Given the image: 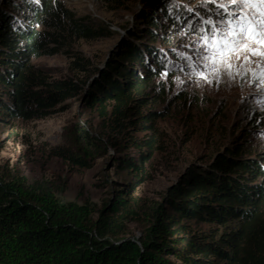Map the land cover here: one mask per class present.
<instances>
[{
    "label": "trees",
    "instance_id": "1",
    "mask_svg": "<svg viewBox=\"0 0 264 264\" xmlns=\"http://www.w3.org/2000/svg\"><path fill=\"white\" fill-rule=\"evenodd\" d=\"M101 1L113 8L123 3ZM172 1L180 0H143L145 28L129 34L103 66L71 47L113 38L110 27L79 17L63 0L0 6V121L48 119L65 111L67 101L81 100L101 121V136L78 127L75 140L50 157L73 171L90 170L88 154L107 145L124 153L115 166L129 175L98 209L61 204L51 190L31 191L23 177L0 174V264H264V153L251 139L262 125L258 117L241 142L189 168L162 202L137 195L167 151L158 124L177 107L163 84L184 60L175 48L183 29L170 14ZM68 54L74 76L55 78L33 63ZM133 130L144 138L130 136ZM133 224L142 228L138 238Z\"/></svg>",
    "mask_w": 264,
    "mask_h": 264
},
{
    "label": "rangeland",
    "instance_id": "2",
    "mask_svg": "<svg viewBox=\"0 0 264 264\" xmlns=\"http://www.w3.org/2000/svg\"><path fill=\"white\" fill-rule=\"evenodd\" d=\"M63 1L79 17L89 15L95 23L108 26L114 32L111 39L78 41L72 45V54L89 59L97 66H103L122 42L131 37L129 34L145 28L143 0H123L117 8L101 0ZM4 2L0 0V6ZM175 2L172 1L168 8L182 24L183 31L175 40V48L184 60H179L180 68L175 69V75L170 79L169 72L165 73L163 84L169 93V101L175 102L177 107H173L172 113L158 124L165 134L167 151L156 158L151 170L152 180L137 191L140 197L161 202L166 191L189 168L204 165L213 152L241 142L251 120L256 117L262 125L251 139L264 153V77L261 75L264 72V55H261L264 44L250 43L251 50L242 49L239 59L231 61L228 71L234 74V78L223 70L219 58L214 72L211 67H206L212 65L213 60L203 59L210 55V50L206 49L208 41L199 37L206 35L201 29L210 27L204 21L219 19L217 4L208 0ZM223 3L227 5V0ZM228 7L229 10L235 8L234 5ZM260 8V5L242 6L246 13H255L257 17ZM219 11L222 12L223 8ZM204 12L212 15L205 16ZM71 56L45 57L35 59L33 63L55 78L74 76ZM217 73H221V78L217 79ZM205 76L213 82L208 83L203 78ZM65 105V111L44 120L0 121V174L23 177L31 191L51 190L61 204L76 202L100 209L104 204L108 205L117 190L123 189L129 180L127 169L115 166L116 160L124 153L103 145L101 148L106 147L107 151H101L99 155L88 154L95 164L93 169L85 171H73L60 160L52 159L53 149L67 147L75 140L78 127L96 136L102 133L101 121L83 106L81 100H69ZM256 112L258 116L254 115ZM130 136L141 140L144 133L133 130ZM131 230L132 236L138 238L142 235V228L136 224Z\"/></svg>",
    "mask_w": 264,
    "mask_h": 264
},
{
    "label": "snow or ice",
    "instance_id": "3",
    "mask_svg": "<svg viewBox=\"0 0 264 264\" xmlns=\"http://www.w3.org/2000/svg\"><path fill=\"white\" fill-rule=\"evenodd\" d=\"M209 3L217 4L218 11L216 15L219 17L217 20L209 18L204 21L205 24L210 26L201 29L202 35L200 40H207L206 49L210 50V55L203 57L204 60H213L211 67L215 72L217 68V58L219 63L223 65V70L228 71L231 67V61L239 59L242 49L251 50L249 44L261 43L264 44V0H227V5L223 0H208ZM228 5H234L235 8L229 10ZM260 5V15L256 16L255 13H246L242 6H255ZM223 8V11H219ZM264 55V53H261ZM244 59H247L244 56ZM229 76L234 78V74L228 71ZM264 77V72H262ZM208 83L213 81L208 77H203ZM221 78V73H217V79Z\"/></svg>",
    "mask_w": 264,
    "mask_h": 264
}]
</instances>
